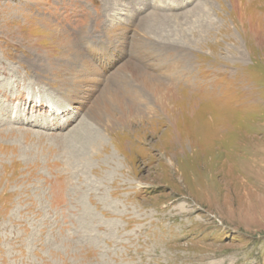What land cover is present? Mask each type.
<instances>
[{"label": "rangeland", "instance_id": "rangeland-1", "mask_svg": "<svg viewBox=\"0 0 264 264\" xmlns=\"http://www.w3.org/2000/svg\"><path fill=\"white\" fill-rule=\"evenodd\" d=\"M0 264H264V0H0Z\"/></svg>", "mask_w": 264, "mask_h": 264}]
</instances>
